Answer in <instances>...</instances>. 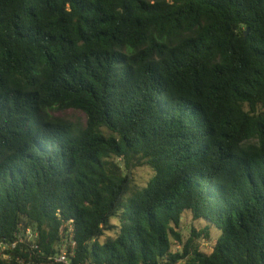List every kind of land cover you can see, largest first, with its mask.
I'll return each mask as SVG.
<instances>
[{
	"label": "trees",
	"instance_id": "obj_1",
	"mask_svg": "<svg viewBox=\"0 0 264 264\" xmlns=\"http://www.w3.org/2000/svg\"><path fill=\"white\" fill-rule=\"evenodd\" d=\"M69 228L70 264H264V0H0V264Z\"/></svg>",
	"mask_w": 264,
	"mask_h": 264
},
{
	"label": "rangeland",
	"instance_id": "obj_2",
	"mask_svg": "<svg viewBox=\"0 0 264 264\" xmlns=\"http://www.w3.org/2000/svg\"><path fill=\"white\" fill-rule=\"evenodd\" d=\"M56 114L65 116L75 124H84L86 121L85 114L80 110L70 109L65 112H56ZM153 175L154 172L149 166H143L134 169L133 172L134 185L138 187L146 186ZM128 197L129 194H127L126 199ZM117 222H118V217H114L112 219V223H117ZM205 225H206L205 221L194 220L190 212H185L181 221L180 231L183 235V238L186 239L190 234V230L192 226H194L197 230H200L204 228ZM114 232L115 231L108 230L105 232V235L103 237H105L106 235H114ZM218 235H219V230L216 229L215 227L211 228L210 237H206V238L203 237L199 240L201 243L200 249L205 253H210L215 246ZM177 248H179V242L174 238L172 250H177ZM177 264H183V262L180 261Z\"/></svg>",
	"mask_w": 264,
	"mask_h": 264
},
{
	"label": "built area",
	"instance_id": "obj_3",
	"mask_svg": "<svg viewBox=\"0 0 264 264\" xmlns=\"http://www.w3.org/2000/svg\"><path fill=\"white\" fill-rule=\"evenodd\" d=\"M74 230L73 228H69L67 232H65L64 236L62 237L59 245H58V252L55 254L53 260L55 262H59L62 264H70V256L74 255ZM15 244H13L14 246ZM79 264H96L92 263L89 260Z\"/></svg>",
	"mask_w": 264,
	"mask_h": 264
},
{
	"label": "water",
	"instance_id": "obj_4",
	"mask_svg": "<svg viewBox=\"0 0 264 264\" xmlns=\"http://www.w3.org/2000/svg\"><path fill=\"white\" fill-rule=\"evenodd\" d=\"M245 37H247V31L245 32Z\"/></svg>",
	"mask_w": 264,
	"mask_h": 264
}]
</instances>
